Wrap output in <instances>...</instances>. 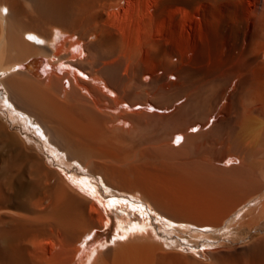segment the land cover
<instances>
[{
	"label": "bare ground",
	"instance_id": "obj_1",
	"mask_svg": "<svg viewBox=\"0 0 264 264\" xmlns=\"http://www.w3.org/2000/svg\"><path fill=\"white\" fill-rule=\"evenodd\" d=\"M0 85V264H264V0H0Z\"/></svg>",
	"mask_w": 264,
	"mask_h": 264
},
{
	"label": "rangeland",
	"instance_id": "obj_2",
	"mask_svg": "<svg viewBox=\"0 0 264 264\" xmlns=\"http://www.w3.org/2000/svg\"><path fill=\"white\" fill-rule=\"evenodd\" d=\"M29 70V68H28ZM6 98V91L3 88V86L0 85V108L3 110H6V104L3 102ZM57 168V167H56ZM96 188L98 191H103L104 198H105V206H107V210L109 215L111 216L112 223L105 227V229L101 230L99 235H95V239H89L88 240V252L92 251L91 249L95 248L97 245H100V243H108L109 245L112 244V242L117 238V235L119 232V224L121 223L122 226L129 227L134 224L139 225H147V227H162L160 230L158 228V233L169 242H173L176 240H180L181 244L186 246L189 251L196 250L197 252H200V254L204 255V251L211 248L209 245H205L206 243H210L207 240H199V247L196 246V244L188 242V240H183L178 237V234H171L169 235L165 229H167L166 225H168V222L165 220H161L159 216L156 215L155 211L153 209L148 210V212L144 209L139 208V203L132 202L131 198L127 197H118L116 195H113L111 191H109L106 188V185L102 181H95ZM99 184V187L97 186ZM101 189V190H100ZM112 199V200H111ZM121 199V200H120ZM111 201V202H110ZM114 201V202H113ZM112 204V205H111ZM110 205V206H109ZM139 209V210H138ZM160 218V219H159ZM160 220V221H159ZM162 222V223H161ZM164 224V225H163ZM165 230V231H164ZM259 234L255 233L254 237H257ZM173 240V241H172ZM249 241V240H248ZM95 246V247H93ZM195 246V247H194ZM86 247V246H85ZM197 247V248H196ZM196 248V249H195ZM193 249V250H192Z\"/></svg>",
	"mask_w": 264,
	"mask_h": 264
},
{
	"label": "snow or ice",
	"instance_id": "obj_3",
	"mask_svg": "<svg viewBox=\"0 0 264 264\" xmlns=\"http://www.w3.org/2000/svg\"><path fill=\"white\" fill-rule=\"evenodd\" d=\"M29 39H32V37H28ZM177 139H179V138H177Z\"/></svg>",
	"mask_w": 264,
	"mask_h": 264
}]
</instances>
